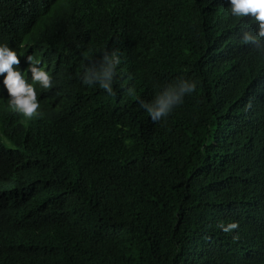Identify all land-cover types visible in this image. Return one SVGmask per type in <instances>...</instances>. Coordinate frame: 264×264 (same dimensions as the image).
Instances as JSON below:
<instances>
[{"label": "trees", "instance_id": "1", "mask_svg": "<svg viewBox=\"0 0 264 264\" xmlns=\"http://www.w3.org/2000/svg\"><path fill=\"white\" fill-rule=\"evenodd\" d=\"M156 1L161 14L131 20L146 33L124 46L114 42L123 51L114 94L96 84L76 89L87 104L85 127L67 128L51 147L22 140L26 161L10 173L9 195L16 219L34 227L37 246L33 259L26 233L6 243L0 253L14 264H264V135L252 123L262 106L258 94L241 98L235 90H257L247 64L260 59L242 51L237 22L218 0ZM225 35L232 48L217 41L223 58L216 71L193 75L199 47ZM221 64L232 69L226 80ZM154 76L168 84L191 76L195 106L152 123L139 102ZM220 100L237 129L226 143L201 148L205 134L192 114ZM181 130L190 138L178 145L169 132L180 138ZM194 155L205 169L198 180L186 173ZM211 165L218 172L207 171ZM25 205L50 209L26 215ZM232 218L237 227L221 231L217 225Z\"/></svg>", "mask_w": 264, "mask_h": 264}, {"label": "clouds", "instance_id": "2", "mask_svg": "<svg viewBox=\"0 0 264 264\" xmlns=\"http://www.w3.org/2000/svg\"><path fill=\"white\" fill-rule=\"evenodd\" d=\"M152 0H0V251L6 243L13 244L26 233V242L36 259V232L27 221L15 217L14 205L9 195L15 187L10 173L26 161L22 140L30 137L37 146L51 147L62 141L67 128L85 127L83 115L87 104L76 89L82 84L88 88L98 85L109 95L114 94L113 84L117 66L122 61L123 51L114 46L127 45L139 39V33L132 18L141 13L143 19L148 13H162L159 2ZM221 8L237 22V35L242 51L250 53L248 59H260L248 68L256 78L257 90L248 86L235 85L242 98H257L262 109L254 116L253 125L264 135V0H218ZM145 37L142 35L141 38ZM232 48L229 36H220L215 41L206 40L197 51L193 75L200 76L216 71L219 44ZM208 44H210L208 46ZM160 49V47H158ZM157 49V50H158ZM130 56V55H129ZM127 56V59L128 57ZM199 67V72L194 68ZM219 71L228 79L231 68L221 64ZM194 79L187 76L175 84L153 77L149 89L140 94L139 103L153 121L162 122L179 110L195 106L188 99L197 90ZM201 81V80H200ZM234 99L235 96L233 95ZM223 101L209 102L195 107L192 115L198 117L196 126L201 137L203 130L207 143L218 146L233 139L237 126L223 109ZM180 119L173 125L177 127ZM151 122V121H150ZM246 129L242 125V136ZM169 136L177 142L189 137L184 130L180 138L173 132ZM187 145L188 151H194ZM188 178L201 179L205 169L198 165L196 155ZM215 165V164H213ZM207 171L218 172L217 168ZM216 166V165H215ZM204 170V171H201ZM46 204L47 199H38ZM50 208H22L26 215L47 211ZM244 212L242 216H248ZM233 222L218 224L227 233L238 225ZM25 252L27 256L31 253ZM0 264H14L11 258L0 253Z\"/></svg>", "mask_w": 264, "mask_h": 264}]
</instances>
